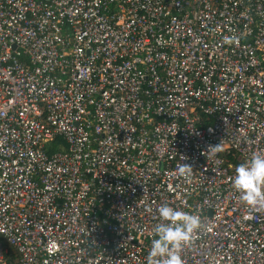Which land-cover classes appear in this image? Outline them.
<instances>
[{
    "label": "built area",
    "instance_id": "built-area-1",
    "mask_svg": "<svg viewBox=\"0 0 264 264\" xmlns=\"http://www.w3.org/2000/svg\"><path fill=\"white\" fill-rule=\"evenodd\" d=\"M253 152L264 0H0V264H146L162 204L185 264H264Z\"/></svg>",
    "mask_w": 264,
    "mask_h": 264
},
{
    "label": "clouds",
    "instance_id": "clouds-1",
    "mask_svg": "<svg viewBox=\"0 0 264 264\" xmlns=\"http://www.w3.org/2000/svg\"><path fill=\"white\" fill-rule=\"evenodd\" d=\"M224 41L229 45H238L240 37L233 33L225 36ZM220 146H210L209 152L218 150ZM193 170L190 164L182 163L178 167V174L189 179ZM232 187L240 194L244 204L250 208L264 209V153L253 152L247 160L235 167ZM157 212L159 222L152 228L154 238L146 264H185L182 250L204 228L201 217L168 204H162Z\"/></svg>",
    "mask_w": 264,
    "mask_h": 264
},
{
    "label": "trees",
    "instance_id": "trees-1",
    "mask_svg": "<svg viewBox=\"0 0 264 264\" xmlns=\"http://www.w3.org/2000/svg\"><path fill=\"white\" fill-rule=\"evenodd\" d=\"M0 240L2 241V238H0Z\"/></svg>",
    "mask_w": 264,
    "mask_h": 264
}]
</instances>
